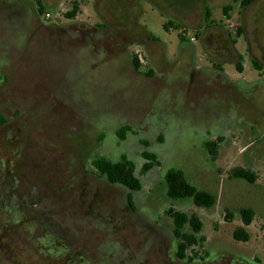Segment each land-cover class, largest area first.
Returning a JSON list of instances; mask_svg holds the SVG:
<instances>
[{
    "label": "flooded vegetation",
    "instance_id": "1",
    "mask_svg": "<svg viewBox=\"0 0 264 264\" xmlns=\"http://www.w3.org/2000/svg\"><path fill=\"white\" fill-rule=\"evenodd\" d=\"M63 1L0 0V31L2 32L0 33V264H58L57 262L60 261L58 256L68 254L74 248L76 240L81 236V229L84 230L88 220H95L99 214L105 215L110 209L118 210L115 213L119 215V219L124 218L127 221L135 217L139 212L136 196L144 189L143 180L149 179L151 171L162 166L159 153L153 144H162L165 141L167 133L164 129L155 130L150 138L147 137V133L139 138L141 147L138 149L137 160L130 158L126 151L119 153L118 160H112L95 148L99 141L106 138V133L92 130L91 114L80 112L82 105L66 101L60 96L64 92L55 91V87L58 86L62 89L63 86L78 85L64 83L62 79L68 70L67 65L71 62L87 60L88 56L83 53L87 46L104 47L109 50L105 58L109 64H112L105 65L104 68L97 66L94 72L91 71L92 73L88 70L89 74L84 77V81L87 82L82 86L90 85V74L94 76L100 74L99 77L105 80L106 75L108 76L107 70L111 66L121 64L125 58L130 66L132 78H129L130 75L126 77L127 79L118 76L116 86L120 84L122 88L128 83L138 90L136 96L146 97L141 102L134 100L133 102L139 103L140 106L137 110L134 108L130 110H133L134 115L137 116L143 104L151 103L149 102L151 97L159 101L158 106L165 105L177 109V116L181 119L180 126L185 124L180 135L184 138L197 136L201 139V156L209 160L196 167V170L203 174L209 168L211 172L214 171L213 174H216V170L219 171L217 160L223 145L229 144L233 139L235 127L253 126L256 131L264 128V123L260 121L254 123L255 121L246 118L250 107L255 106V101H252L250 96L256 97L257 100L263 99L264 86L251 90L222 75L216 76L212 82H209L199 69L203 57L209 60L211 66L217 67L220 64L218 54L229 53L232 50L231 41L239 35L242 34L250 39L253 30L250 34L248 25L255 26L264 20V0H146L155 9L169 15L170 19L163 24L164 28L169 29L174 26L179 30L180 41L177 57L174 60L167 57L166 44L138 22V16L142 12L141 0H110L111 6H107L106 0H98L100 8L106 11L107 17L98 16L90 23L79 19L78 11L74 15L67 13L75 2L71 0L69 7L61 16L62 20H51L50 11L46 8H55ZM93 3L95 5V2ZM119 5L122 7V13H112L111 9H116ZM215 9L220 10L221 13L218 19L213 17ZM46 12L49 13V17H45ZM119 18L124 19L125 26ZM5 25L10 26L8 30L2 28ZM187 26L191 28L189 34ZM197 44L203 51L202 56L198 54ZM91 59L89 66L95 61ZM95 63L99 62L95 61ZM20 65L40 74L52 75L53 72L62 74L59 77L61 82L59 84L52 82V86L45 89L42 101L37 102L35 108H42L44 116L49 112L51 116L55 115L57 127L60 133H64L62 138L65 147L48 141L39 143L32 138L36 130L26 129L27 124L23 118L33 105H29V99L20 94L19 86L15 81ZM171 76L179 86L180 101L179 103L176 101L178 106L165 102L167 100H160L156 90V87L163 86L162 79L166 80ZM204 88L208 89L207 92L218 103L216 108L212 109L210 105L197 107L200 91ZM126 93L123 92L121 96L125 97ZM212 111L217 113L216 118L210 116ZM87 112L92 113L89 110ZM79 118L83 122L82 128L79 126ZM226 118L229 120L224 121ZM54 128L57 131L54 132L56 135L59 131ZM189 130L191 132L188 134ZM134 131V125L130 121L123 120L115 127L113 135L115 140L124 141ZM247 134L245 131L241 138H246ZM31 140L36 146L28 148L27 143ZM212 141L217 142L215 158L206 146V143ZM259 144L263 145V142ZM252 145L247 147L251 148ZM43 152H47L48 157L45 160L38 154ZM145 153L154 155V163L142 171L144 165L152 161V158L146 157ZM249 157L247 164L237 166L254 171L253 165L249 163L252 155ZM101 158L112 162L122 161L124 158L130 161L133 176L138 180L139 186L111 181L105 174L99 172L94 163ZM203 165L207 169H203ZM211 165L216 168H212ZM233 167L236 166L228 167L226 178L255 183L256 180L249 182L240 177L230 176L229 171ZM170 169L180 170L188 183L214 196V203L208 207L197 206L192 200L195 207L208 210L217 208L216 192L205 184L198 185L188 180L184 169L163 167L155 187L159 188L165 182L166 195L170 199H183L172 198L167 193L165 177ZM243 208H251L255 213L251 206L240 207L238 213ZM171 211H181L188 215L193 212L170 206L162 213V219L169 218L172 223L169 233L175 239L173 257L182 262L193 261L196 258L194 256L198 257L197 260H201L202 257L197 254L196 249L202 245L204 238L187 247L184 256L179 253L180 243L176 236V226ZM227 212L232 213L229 208L224 207L226 221H228L225 218ZM196 215L202 222V230L204 225L200 217L202 214ZM149 218L150 221H145L143 224L144 232L158 233L159 220H155L152 216ZM126 221H118L117 224L122 226ZM186 226L189 231L185 229ZM183 231L190 232V225L184 224ZM200 232L197 237L201 236ZM76 250L79 251V248ZM122 253L124 254L116 259V264L145 262L142 258H135L129 249ZM228 263L264 264V261L259 254L258 257L240 254V257L229 259Z\"/></svg>",
    "mask_w": 264,
    "mask_h": 264
},
{
    "label": "rangeland",
    "instance_id": "2",
    "mask_svg": "<svg viewBox=\"0 0 264 264\" xmlns=\"http://www.w3.org/2000/svg\"><path fill=\"white\" fill-rule=\"evenodd\" d=\"M70 1L64 0L61 5L55 8L47 7L46 9L51 14L50 19L62 20L61 16L69 7ZM74 1L78 3L77 16L82 21L90 23L98 16L107 17L106 11L100 8L98 0ZM93 2H95V5ZM140 2L142 4V12L138 16V22L166 44L167 57L170 60H174L177 57V48L180 41L179 30L174 26L169 29L164 28L163 24L170 19L169 15L155 9L146 0H141ZM106 4L107 6H111V1L106 0ZM121 9L122 7L119 5L116 9H111V12L115 14L122 13ZM220 16V10L215 9L213 17L218 19ZM119 20L123 21L124 26L126 25L123 18H119ZM9 27V25H5L2 28L8 30ZM186 28L189 34L191 28L189 26ZM261 30H263L262 37L264 38V20ZM0 33L2 32L0 31ZM236 39L239 51L243 56H246L247 44L244 36L241 35L236 37ZM197 46L198 54L202 56L203 51L198 44ZM108 51L104 47L92 48L91 46H87L83 50V53L88 56L87 60H79L67 65L68 70H66L65 76L63 75L64 78L62 79L64 83H77L80 86H63L62 89L58 86L55 87V91L64 92V94H60L62 98L68 102H72V104L76 102L82 105L80 112L92 115H90L92 130L106 133V138L99 141L95 148L103 156L109 157L112 160H118L121 151L128 152L130 158H138V149L141 147L139 138L145 136V133L150 138L154 135L153 132L155 130L164 129L167 133L165 141L162 144H153V147L159 153L162 166L164 168L172 166L184 169L188 180L198 185L205 184L215 191L218 197L217 208L215 207V209L211 210L200 209L193 205L192 199L189 197L170 199L166 195L165 182L159 188L155 187L163 170V167L159 166L154 171H151L149 179L143 180L144 189L139 191L136 196L139 212L135 214V217L127 221L124 218L119 219V215L115 213L118 210L110 209L105 215L99 214V217H96L95 220H88L86 222L87 228L85 227L83 230L81 227V236L76 240L74 248L68 254L59 255L60 261L57 263L116 264V259L124 254L122 253L124 250L128 251V249L129 251L131 250L135 258L144 259V264H186V262L187 264H229V259H233L235 256L240 257V254L249 257L256 255L258 257L259 254L261 260L264 261V137H261L254 130L251 133L253 137L242 139V135L245 131L248 132L249 128L245 125L242 127L238 125L237 128H234L231 142L223 145L221 149V156L216 164L219 170H216L217 175L213 174L214 171L211 172L210 168L207 169L205 165H203V169L206 168L208 171H205V174H203V172L196 170V167L198 164L202 165L205 162H209V160L207 157L202 158L201 156V139L197 138V136H185L186 138H184V136L180 135L183 128H185V124L180 126L179 120L181 119L177 116V109L174 110L165 105L158 106L157 103L159 104V101L151 97L149 98V102L151 101V103L147 105L143 104L137 116L134 115L133 110H130V108L137 110L140 106L139 103H134V100L141 102L146 97L139 98V96H136L138 90L132 88L128 83L122 88L120 84L116 86L115 83L118 76L120 78L124 76L127 79L126 77L130 75L129 78H132V72L129 71L130 66L125 58L121 64L111 66L107 70L108 76L106 75L105 80L99 77L100 74H95V76L94 74H90V85L82 86L87 82L84 81V77L86 78L87 74H89L88 70L92 73L96 70L97 66L104 68L105 65L110 66L112 64H109L107 58H105ZM90 58L99 63L97 64L94 61L89 66ZM208 61L205 57L201 60V62ZM25 68L27 67L20 65V70L17 71L15 81L19 86L20 94L24 98L29 99V105H33V108L27 110L26 117L23 118L27 124L26 129L30 130L32 128V130H36L33 132L34 136L32 138L36 139L39 143L48 141L65 147L62 138L64 133H60L55 115L51 116L49 112L44 116L42 108H35L36 103L42 101V97H44V93L46 92L45 89L52 86V82H56L57 84L61 82V78L59 79V77L62 74L53 72L52 75H46L45 73L40 74V72ZM223 68L230 72V74H235V67L231 61H225ZM243 74L248 79L259 77L263 79L264 69L256 70L247 66ZM162 81L163 86L156 87L159 99L167 100L165 102L178 106L176 102L178 101L179 103L180 101L178 82L176 83V80L172 76L166 80L162 79ZM123 92H127L128 94L126 93L125 97H122ZM250 99L255 101V106H251L248 110L247 120L264 123V97L257 100L256 97L250 96ZM87 110L92 113L87 112ZM167 114L168 116H166ZM81 118L78 119L80 121V128L83 127ZM123 120L130 121L134 125L135 131L133 134H129L124 141L115 140L113 131L120 121ZM54 127L59 131L56 135L57 131ZM190 132L191 130L188 131V134ZM248 142H252L253 147L248 148L246 146ZM260 142H263V145L259 144ZM30 146H36L33 140L27 143V147L29 148ZM50 149L52 152V148ZM46 153L38 154L45 160L48 157ZM251 155L252 160L249 163L253 165L252 168L257 174L255 183L250 184L244 180L226 178L228 167L247 164ZM211 167L216 168L214 165H211ZM170 206L174 209L202 214L200 217L204 225L200 235L204 237V242L196 249L197 254L202 257L201 260H197L198 257L194 256L196 257L195 260L182 262L173 257L175 239L169 233L172 229V223L169 218L164 217L162 219V213ZM242 206H251L255 210L252 222L246 228L249 234L247 241H237L232 237L234 228L242 225L238 213L239 208ZM224 207L229 208L233 214L229 221L224 219ZM149 216H152L155 220H159L161 216L158 233L144 232L143 224L145 221H150ZM122 220L126 221V223L119 226L117 222H121ZM76 228L80 229L79 227ZM185 229L189 231L187 226ZM78 248L79 251L76 250ZM208 254H210L212 259H209Z\"/></svg>",
    "mask_w": 264,
    "mask_h": 264
},
{
    "label": "trees",
    "instance_id": "3",
    "mask_svg": "<svg viewBox=\"0 0 264 264\" xmlns=\"http://www.w3.org/2000/svg\"><path fill=\"white\" fill-rule=\"evenodd\" d=\"M78 9V3L74 2L72 9L67 13L69 15H74ZM121 133H123V130ZM206 146L210 151H212L213 158H215L217 155V142H208L206 143ZM145 156L152 158V161L145 164L142 171H145L154 163V155L145 153ZM94 163L98 167L99 172L105 174L111 181H120L135 187L139 186L138 180L133 176L132 173V163L125 158L118 162H112L110 160L101 158L94 161ZM229 175L243 178L249 182H254L257 178V175L254 171L245 169L241 166H236L230 169ZM165 179L167 182V193L172 198L191 197L194 204L201 207H208L214 203V196L212 194L196 189L193 185L188 183L180 170H168ZM239 214L242 225L237 226L233 230L232 235L236 240L247 241L249 239V234L245 226L251 223L255 213L251 208H243L240 210ZM171 216L176 226V236L180 243L179 253L181 256H184L187 247L195 244L197 241H199V239L203 240V236L197 237V234L201 231L202 222L194 213L188 215L181 211H171ZM225 218L229 221V219L232 218V213L227 212ZM184 224L190 225V232L183 231Z\"/></svg>",
    "mask_w": 264,
    "mask_h": 264
},
{
    "label": "crops",
    "instance_id": "4",
    "mask_svg": "<svg viewBox=\"0 0 264 264\" xmlns=\"http://www.w3.org/2000/svg\"><path fill=\"white\" fill-rule=\"evenodd\" d=\"M263 22L258 23L255 26H252L251 24L248 25V29L251 34V30H253V33L250 36V39L245 38L246 44H247V54L246 56H243V54L239 51L237 47V39L235 38L234 40L231 41V46L232 50L229 53H221L218 54V60L220 64L217 67L211 66L210 63L208 62H201L199 65V69L202 71V74L207 77L209 82H212L213 78L216 76L222 75L226 76L229 80L232 82H238L239 85L244 86L246 88H250L251 90L261 88L264 86V78L262 79L261 77L259 78H253V79H248L244 76L243 71L245 67L249 66L252 68H255L256 70H263L264 69V38L262 37V28ZM242 33V31H241ZM242 35V34H241ZM239 35V36H241ZM238 36V37H239ZM243 36V35H242ZM251 44V46H250ZM256 46V47H255ZM249 49V52H248ZM224 60V61H223ZM225 61H231L234 64L235 67V74L232 75L230 72L225 70L223 68L222 62ZM208 89L204 88L202 89L198 98L197 102V107H205L210 105L211 108H216L218 106V103L216 100H214L213 96L210 95V93L207 92ZM212 118H216L218 115L217 113H212L210 114ZM228 115H226L227 117ZM230 116V114H229ZM229 118H226L227 121ZM223 121V122H224ZM255 121L254 123H256ZM254 128L251 126L248 130L247 138L253 137L251 133H253ZM258 134L263 137L264 136V128H261L257 130ZM252 142H248L246 146H251ZM221 155H219L220 157Z\"/></svg>",
    "mask_w": 264,
    "mask_h": 264
},
{
    "label": "built area",
    "instance_id": "5",
    "mask_svg": "<svg viewBox=\"0 0 264 264\" xmlns=\"http://www.w3.org/2000/svg\"><path fill=\"white\" fill-rule=\"evenodd\" d=\"M45 17H49V13L46 12V13H45Z\"/></svg>",
    "mask_w": 264,
    "mask_h": 264
}]
</instances>
